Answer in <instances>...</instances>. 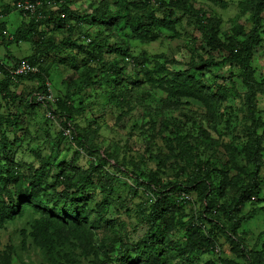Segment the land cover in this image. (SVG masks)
I'll return each mask as SVG.
<instances>
[{
  "label": "rangeland",
  "instance_id": "1",
  "mask_svg": "<svg viewBox=\"0 0 264 264\" xmlns=\"http://www.w3.org/2000/svg\"><path fill=\"white\" fill-rule=\"evenodd\" d=\"M193 1H196L195 8L204 7L203 9L211 16L219 19L221 32H229L235 21L242 24L246 18L239 13L237 4L240 0ZM6 2L12 3V0H6ZM222 2L225 3V6ZM87 4L88 2L86 3L85 0H73L70 8L79 10L78 13H83L87 11ZM90 11L92 10H88V12ZM179 17H181V13L175 15L176 19ZM3 24H5L6 30L14 33L19 27L24 29L23 26L27 24V19L17 13L10 12L8 16L4 17ZM51 25L54 27L53 24ZM176 27L180 32L177 39L163 40L160 37L147 44L130 40V52L133 56L145 55L151 59H155V56L166 55L169 59L172 58L174 61L182 63L181 69L185 71L189 70L191 59L197 61L195 58L197 55H201L205 60L211 56L215 62H220L224 57L221 52L208 54L209 48L206 45V40H201L194 29L192 31L191 28L186 27L184 20L179 22ZM80 32H89L90 35H94L97 30L95 27L90 28V25L85 24ZM66 35V31L63 29L62 33L55 31L54 43H58ZM191 36L194 40H191ZM76 37L77 34L74 35V39ZM115 42L116 40H109L110 47ZM1 50L0 55L2 56L5 52L3 49ZM7 50L17 58L29 56L33 51L32 43L28 44L24 40L19 45L8 47ZM193 53L195 55L192 57ZM73 55L76 53L65 47L60 56L58 55L56 59L55 56H51L44 64L47 71L46 77L50 82L51 93L55 101L54 109H59L56 103L58 100L65 101L69 93L67 91H76L83 85L91 86L83 93L81 100L73 99L75 107L71 111V117L57 113L60 117L57 118L53 115L52 117L56 121L52 122L46 120L44 107H28L22 103L25 101V97L32 93L37 83L28 81L19 85H11L9 89L18 95L15 102L9 96L4 100L2 98L4 91H2V95H0V116L2 117L0 143L6 141L8 148L6 151H0V163L4 157H10L9 160L8 158L4 159V164L13 163L14 154L15 160L23 164L18 169L23 171L22 167L25 166V174L31 176L43 165L47 167V170L48 166L53 165L49 185L54 187L53 185L58 184L56 187L59 191L62 187L59 184L65 177L68 181H76L75 172L66 171V166L77 159V154H79V162H75L74 167L86 171L94 167L96 159L103 158L105 163L97 164L94 174L98 177L93 180L84 197L89 200L86 203L87 210L93 211V214H90L92 220L100 216L99 211L96 210L97 206L106 205L105 215L100 218L98 228L94 230L96 242L98 239L111 236V233H117L119 236L124 235L125 241L129 244L140 240L148 231L147 220L152 207L157 205L156 208L162 209V211L159 213L154 211L158 217L155 223L161 224V220H164L169 224V230L173 229L174 232V228L177 229L173 235L176 241L172 244L176 248L192 246L191 242L197 239L209 241L207 245L201 244L195 247L185 264H249L252 260L255 261V264H264V189L261 197L251 198L246 203L240 216L243 221L241 220L238 226L236 240L232 238L235 242L231 244L223 237L215 240L217 243L215 246L212 245V240L208 239L211 235L213 237L214 230L210 224H206L204 221V219L210 218V214L203 209L207 203L204 201L207 193H204L202 188H196L193 185L192 188L189 187L188 194L183 198H178V195L174 193L178 186L191 185L192 179L197 174L196 166L201 162L204 163V159H210L214 165V167L212 166L213 170L221 171L219 168L222 166H219L217 161H226L229 158L227 154L229 149L224 146L234 139L229 134L219 137L210 129L212 139L217 143L214 149L204 148L203 145L195 142L194 138L184 137L190 135L200 138L199 133L196 132L197 125L191 129V122L188 119L200 120L199 117H204L209 111L208 105L199 100L188 99V106L182 103L178 109H169V106L165 104L169 88L165 84H156L150 88L151 83L146 81L142 71L138 73L139 86L126 85L125 83L115 85L114 82H111L114 80V76L108 74L104 65L95 66L96 68L89 72L82 65L73 66L70 64V59L77 61ZM110 57L111 55L106 52L105 59H110ZM76 58L78 59L77 63L81 64L77 55ZM124 61V68L127 63L130 68L126 66V70H130L133 61L130 59ZM180 64H168L166 68L170 69V65H172V71H177L180 69L173 67H180ZM36 66L40 69L39 64ZM250 67V75H244L243 69L239 65L233 64L196 69L191 73L195 75L197 81L203 83L204 88L207 85L212 86L211 92H214V86L218 83L232 91L233 98L217 100L218 97H214L211 103L212 111L219 108L216 115L221 117L228 115L229 117L219 118L220 122L217 123L224 125V120L231 118V126L237 127L238 132H241L246 126L244 118L247 113L243 111L246 107L244 108L242 101L247 93V81L253 85L252 104L256 115H260L264 120V47L257 48V54L252 56ZM129 72L133 77L134 71L130 70ZM2 77L0 75L1 79ZM89 78L92 79V82L88 84ZM125 86L131 94L121 98L118 93ZM113 94L117 95L116 99L111 97ZM237 109L241 110L238 112V119H232L231 113ZM23 111L25 115L15 131L12 133L7 131L5 119L16 117V114ZM175 119L185 123V131L189 133L183 132L179 136L175 135L173 133L177 124ZM69 122L77 127V131L85 139V145L94 150L93 156L85 153L84 149L77 148V143L72 145L67 142L62 133V126ZM202 125L206 128L205 121ZM218 129L221 130L220 127ZM240 139L242 138L239 137L233 143L232 147L235 150L240 148ZM170 146L175 147L173 153L169 150ZM186 149L192 155L190 154L183 161L176 155L181 152L187 153ZM196 150L198 154L200 153L201 161L191 159L196 154ZM237 158L239 165H245L241 155ZM57 165L63 167L60 168V171H63L64 176L60 178L57 177L59 170L56 172L54 170ZM228 173L229 175L235 174L233 169H229ZM262 178H264V174ZM8 188L13 192L12 186ZM184 201L187 203L184 204ZM38 217L39 215L26 211L21 219L6 224L0 229V264H6L7 258L5 257L7 256L10 259V264H51L48 255L41 248L36 247L29 237L31 225ZM190 221L193 225L188 223ZM194 221L197 225L194 224ZM179 223H182L184 227H180ZM196 227L198 229L195 231ZM62 232L64 240L56 239L55 253L72 255L79 264H102L99 262L100 259L107 262L115 256V253L111 252L107 257H103V253H98L96 248H89L87 244H82L73 235H69L67 228H64ZM190 233L191 237L188 235ZM237 244L247 247L245 254V250ZM94 251L99 255L96 256ZM109 264H118V262ZM161 264H177V261H166V255H164Z\"/></svg>",
  "mask_w": 264,
  "mask_h": 264
},
{
  "label": "trees",
  "instance_id": "2",
  "mask_svg": "<svg viewBox=\"0 0 264 264\" xmlns=\"http://www.w3.org/2000/svg\"><path fill=\"white\" fill-rule=\"evenodd\" d=\"M15 1L12 0V3H7L6 0H0V11L3 14V19L10 12L17 13L27 19V24L23 26L24 29L22 27L17 28L12 34V41H9V43L4 42L6 51L2 56V65H0V75L3 76L2 79L0 78V95L4 91L2 98L5 100L9 96L15 102L18 95L12 92L9 87L31 81L37 83V85L22 103L28 107H42L39 103L34 102L33 97L39 93H46L47 71L44 64L51 56H55L56 59L58 55L60 56L62 50L68 47L76 53L81 62V64L77 63L78 59L76 55H73L77 61L70 59L71 65H82L89 72L96 68L95 66L104 65L108 74L114 76V80L111 82H114L115 85L125 83L126 85L139 86L138 73L140 71L146 77V81L151 83L150 88H153L156 84H165L169 88V94L165 98V104L169 106V109H178L182 103L188 106V99L206 103L209 111L204 117L200 116V120L188 119L191 122V129L197 125L196 132L199 133L200 138L190 135L184 137L187 139L189 137L194 138L193 140L203 145L204 148L214 149L217 143L212 139L210 129L219 137L229 134L234 138L228 144H224L229 149L227 153L229 158L226 161H217V164L222 166V168H219L221 171L217 169L219 175L217 171L213 170L214 165L210 162V159H204V163H200L202 165L196 166L197 174L192 179L191 185H187V187L178 186L175 188L174 193L178 195V198H183L184 195L188 194L189 187L192 188V185L196 188H202L204 193H207L204 200L207 203L203 209L210 214V218H206L204 221L206 224H210L213 228L211 229L214 230L211 231L213 237L211 235L208 239L212 240L214 246L217 244L215 240L223 237L231 244L234 243L239 229L238 226L242 220L240 216L246 207V203L251 198L261 197L264 189V178H262L264 174V120L260 115H256L252 104L254 97L253 85L247 81V93L242 101L244 108H247L243 109L247 113L244 118L246 126L243 127L241 132H238L237 127L231 126V118H226L224 125L218 124L217 122H220L219 118L229 116L216 115L219 108L214 112L212 111V99L214 97H218L217 100L228 97L233 98L232 91L223 87L220 83H216L214 92H211L212 86L207 85L204 88L203 83L197 81L195 75L191 73L196 69L233 64L239 65L243 69L244 75H250L249 68H251L252 56L257 54L258 47H264V0H240L237 4L239 13L246 18L242 24L235 21L238 19L236 18L229 32H221L219 19L211 16L203 9L204 7L195 8L197 6L196 1L193 0H85L88 4L86 6L87 11L83 12L84 14L78 13L79 10L70 9L73 0H61L62 2L59 0H30L31 2L42 3L34 16H25L15 11L13 8V2ZM48 2H53L58 10L52 11L53 5H51L52 3L48 5ZM222 4L225 6V3L222 2ZM88 10L92 11L88 12ZM39 13L43 16L42 19L37 18ZM177 13H181L179 19L175 18ZM61 14H64L65 18H61ZM182 20L185 21L186 27L191 28L192 31L195 30L194 32L199 35L201 40H206V45L209 48L208 54L211 52L223 53L224 57L220 62H215V59H212L211 56L208 60H205L201 55H197L195 57L197 61L191 59L190 68L185 71L181 69L182 63L180 64L172 58L169 59L166 55L155 56V59H151L145 55L133 56L130 52V40L147 44L160 37L163 40L177 39L180 32L176 26ZM85 24L90 25V28L95 27L97 33L90 35L89 32H80ZM0 29L6 30L3 21L0 23ZM62 29L67 33L66 37L58 43H54L55 31L62 33ZM76 29L79 31L77 32ZM75 34H77V37L74 39ZM88 38H91L90 43H86ZM23 40L28 44L32 43L33 51L29 56L17 58L8 52V47L19 45ZM109 40H116L112 47L109 45ZM191 40H194V38L192 37ZM256 44L258 45L256 46ZM106 52L111 55L110 59H105ZM194 55L193 53L192 57ZM128 59L133 61L130 69L134 71L133 77L132 73L129 72L130 70H126V66L129 67L127 63L125 68L123 65L125 64L124 60ZM20 60L26 61L29 65L39 64L38 73L11 78L7 74V68L15 66ZM168 64H180V67H173L180 70L172 71V65H170V69H167ZM91 82L92 79L89 78L88 84ZM90 87L83 85L76 91H67L69 93L65 101H57L56 99L59 109H54L53 104L48 107L50 113L57 118L59 116L57 113H63L67 117H71V111L75 107L73 99L79 98L81 100L83 93ZM126 87L118 93L121 98L131 94ZM111 97L116 99L117 95L113 94ZM240 111V109L233 110V113H231L232 119H238L237 115ZM16 115V117L7 118L4 121L7 124V131L10 133L14 132L22 122L25 112ZM182 116L186 118L184 114ZM1 120L2 117L0 116V122ZM203 121L206 122V128L202 125ZM175 122L178 124L175 123V132H173L175 135L178 134L179 136L183 132L189 133L185 131V123L179 119ZM73 125L69 122L62 126L71 130V139H65L72 145L77 143V148L84 149L85 153L93 156L94 150L85 145V139L77 131V127ZM239 137L242 138L240 139L241 143H239L240 148L235 150L232 146ZM0 145V151H6L8 148L6 141L1 142ZM169 150L173 153L175 147L170 146ZM186 150L187 153L181 152L176 156L185 161V158L191 154L188 149ZM77 155V159L68 165L66 164V171L75 172L76 181H68L65 177L63 182L59 184L62 185L59 191L56 187L58 184L53 185L54 187L49 185L53 165L48 166V170L43 165L31 176L25 174V166L22 167L23 171L18 169L23 164L15 160L14 154L12 157L13 163L11 164H4L5 158L10 159V157H4L0 163V229L6 224L21 219L26 211L39 215L38 219L31 225L29 237L36 247L41 248L48 255L51 264H79L72 255L55 253L56 239L64 240L62 236L64 228H67L68 234L73 235L80 243L87 244L92 249L96 248L98 253H103V257H107L108 253H115V256L107 262L100 259L99 262L102 264H109L110 262H118V264H161L164 255H166V261H177V264H185L195 247L201 244L207 245L209 242L207 239H197L191 242L192 246L187 245V247L183 246L182 248H176L175 245H172L176 241L173 235L177 229L174 228V232L173 229L169 230V224L164 220H161V224L155 223L158 219L156 214L162 211V209L156 208L157 205L152 207L147 220L148 231L140 240L129 244L125 241L124 235L119 236L117 233H111V236L98 239V242H96L94 230L98 228L100 218L105 215L106 205L97 206L96 210L99 211L101 217L92 220L90 214H93V211L87 210L86 203L89 200L84 197L93 180L98 177L94 174V169L97 168V164H104L105 161L103 158L96 159V163L93 164L94 167L86 171L74 167L75 162H79V154ZM239 155L242 156L245 165H239L237 158ZM176 156L174 157L176 158ZM193 158L200 160V153L198 154L197 150L196 154L191 157V159ZM59 166L57 165L54 170L55 172L59 170L57 177L60 178L64 176V173L60 171L62 166ZM229 169H233L235 174L229 175ZM10 186H12L13 192L8 188ZM185 203L187 202L184 201ZM154 211H157V213L154 214ZM188 223L193 225L191 221ZM179 224H181L180 227H184L182 223ZM194 224L197 225L196 221H194ZM197 229V227L194 228L195 231ZM222 233H225V235H222ZM188 235L191 237V233ZM237 245L245 250V254L247 247L242 244ZM98 253L95 252V255L98 256ZM5 258H7L6 264H10L8 256ZM249 264H255V261L252 260Z\"/></svg>",
  "mask_w": 264,
  "mask_h": 264
},
{
  "label": "built area",
  "instance_id": "3",
  "mask_svg": "<svg viewBox=\"0 0 264 264\" xmlns=\"http://www.w3.org/2000/svg\"><path fill=\"white\" fill-rule=\"evenodd\" d=\"M61 1V0H59ZM62 2V1H61ZM60 2V3H61ZM52 3V4H51ZM48 5H53L52 11L56 10L53 2H48ZM42 5L41 2H31L30 0H16L13 2V8L18 13H22L25 16L28 15H35L37 12V9L40 8ZM63 17V16H62ZM38 19H42L43 16L39 13ZM3 21V14L0 11V23ZM13 39L12 35L7 30L0 29V45L4 44V42L11 41ZM86 42H89V39H86ZM0 65H2V57L0 56ZM38 73L37 67H34L33 65H29L26 61L20 60L18 64L15 66H9L7 68V74L11 78H16L17 76L26 75V74H36ZM46 86L48 87L49 84L46 83ZM53 102V96L49 92L45 95H38L36 97V103L44 104V103H52ZM49 118H52L50 116V113H47ZM64 137L71 139V130L66 128L63 130Z\"/></svg>",
  "mask_w": 264,
  "mask_h": 264
},
{
  "label": "clouds",
  "instance_id": "4",
  "mask_svg": "<svg viewBox=\"0 0 264 264\" xmlns=\"http://www.w3.org/2000/svg\"><path fill=\"white\" fill-rule=\"evenodd\" d=\"M70 9H71V8H70ZM56 10H58V9L56 8ZM56 10H54V11H56ZM62 16H63V17H62ZM60 17H61V18H65L64 14H61ZM7 31H8V30H7ZM8 32H9V31H8ZM9 33H10L11 35L13 34V33H11V32H9ZM12 36H13V35H12ZM88 39H89V42H86V43H90V42H91V38H88ZM11 41H12V40H11ZM5 43H9V41H8V42H5ZM5 43H4V44H5ZM4 44L0 45V48L5 47ZM1 46H2V47H1ZM2 49H3V51L5 52V49H4V48H2ZM0 56H1V55H0ZM2 56H3V55H2ZM2 56H1V57H2ZM33 66H34V65H33ZM34 67H37V66L35 65ZM37 69H38V68H37ZM46 83L49 84L48 87L45 85V86H46V93H44V94H40V93H39V94H36V95L33 97L35 103H36V97H37L38 95H45V94H47V93H49V92L51 93L50 82L47 80ZM51 94H52V93H51ZM52 96H53V94H52ZM54 102H55V101H54V97H53V102H52V103L39 104V105H41L42 107L45 108L46 116H47V117H48L47 113H50V110H49L48 107H49L50 105L54 104ZM50 116H53V114L50 113ZM48 120H49V121H52V122H53V121H56V119L53 118V117H52V118H49V117H48ZM64 129H65V128L63 127V128H62V133H63V130H64ZM63 136H64V135H63ZM65 138H66V137H65ZM67 140H70V139L67 138Z\"/></svg>",
  "mask_w": 264,
  "mask_h": 264
},
{
  "label": "crops",
  "instance_id": "5",
  "mask_svg": "<svg viewBox=\"0 0 264 264\" xmlns=\"http://www.w3.org/2000/svg\"><path fill=\"white\" fill-rule=\"evenodd\" d=\"M1 49H2V48H0V51H2Z\"/></svg>",
  "mask_w": 264,
  "mask_h": 264
}]
</instances>
